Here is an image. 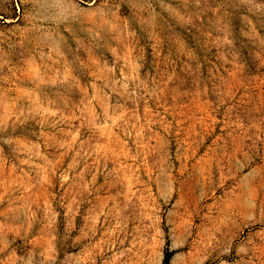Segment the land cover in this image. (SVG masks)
Wrapping results in <instances>:
<instances>
[{
	"label": "rangeland",
	"instance_id": "rangeland-1",
	"mask_svg": "<svg viewBox=\"0 0 264 264\" xmlns=\"http://www.w3.org/2000/svg\"><path fill=\"white\" fill-rule=\"evenodd\" d=\"M0 264H264V0H0Z\"/></svg>",
	"mask_w": 264,
	"mask_h": 264
}]
</instances>
